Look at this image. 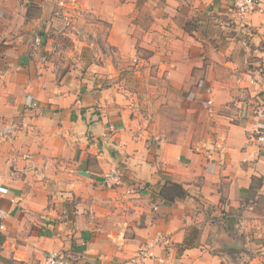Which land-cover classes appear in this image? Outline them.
<instances>
[{
    "label": "crops",
    "instance_id": "1",
    "mask_svg": "<svg viewBox=\"0 0 264 264\" xmlns=\"http://www.w3.org/2000/svg\"><path fill=\"white\" fill-rule=\"evenodd\" d=\"M233 2L0 0V264H134L156 233L162 264L264 255V1L244 27ZM156 103L213 136L159 141ZM168 182L186 198L162 200Z\"/></svg>",
    "mask_w": 264,
    "mask_h": 264
},
{
    "label": "built area",
    "instance_id": "2",
    "mask_svg": "<svg viewBox=\"0 0 264 264\" xmlns=\"http://www.w3.org/2000/svg\"><path fill=\"white\" fill-rule=\"evenodd\" d=\"M264 0H234L231 13H233L234 19L236 20V24L240 27H244L245 20L248 15L253 14L255 11H258L261 8ZM58 14V13H57ZM56 14V15H57ZM69 24V20L66 21ZM36 44L40 43V39L37 38L35 40ZM112 50L110 48L106 49V53L112 54ZM134 62H137L135 60ZM25 106L27 110H34L38 107L37 102L31 98L26 97ZM13 132V126L8 125L6 127L0 128V136L1 137H10ZM255 142L259 149L264 147V126L262 128H258L254 130ZM22 159H28L27 155H23ZM17 160H12V166L16 164ZM122 171H120L117 167L112 166L108 169V171L102 174V184L106 188L115 189L122 186ZM5 177L0 175V187L4 181ZM1 200V196H0ZM4 212L0 209V233H4L6 231V227L3 223ZM171 237L168 234L156 233L155 236L144 243L137 251L136 255L131 259V262L134 264H141L147 260H155L158 263L162 264L165 262V258L159 257L155 254L156 249H162L163 251L169 252L171 248ZM63 257L55 254L49 253L46 259L47 264H64Z\"/></svg>",
    "mask_w": 264,
    "mask_h": 264
},
{
    "label": "rangeland",
    "instance_id": "3",
    "mask_svg": "<svg viewBox=\"0 0 264 264\" xmlns=\"http://www.w3.org/2000/svg\"><path fill=\"white\" fill-rule=\"evenodd\" d=\"M130 79L131 78H129V80ZM140 90L142 93L146 94L148 91L147 85H143ZM184 112H185V108H182L180 105L172 104L171 106L167 107V104L156 103L153 117H151L149 121L157 124L156 129L158 130H156L155 133H152L153 137L154 135H156L159 141L163 140V141L174 142L182 139L183 137H191L192 140L195 139L202 140L206 138L207 139L211 138V136H213L214 133H212L210 129L207 127L205 128L206 129L205 131H201V130L197 131L195 128V124H192L191 130L189 131L185 130L186 127H184L183 129L181 123L185 122ZM191 119L192 121L194 120L193 117ZM9 172H11V170H9L8 173ZM245 253L249 257H251L252 255L255 256L256 260L254 264H264V255H261L260 252L257 251L252 253L250 251H245Z\"/></svg>",
    "mask_w": 264,
    "mask_h": 264
},
{
    "label": "trees",
    "instance_id": "4",
    "mask_svg": "<svg viewBox=\"0 0 264 264\" xmlns=\"http://www.w3.org/2000/svg\"><path fill=\"white\" fill-rule=\"evenodd\" d=\"M159 196L162 200L174 203L177 200L186 198L187 193L180 185L168 182L162 187Z\"/></svg>",
    "mask_w": 264,
    "mask_h": 264
}]
</instances>
